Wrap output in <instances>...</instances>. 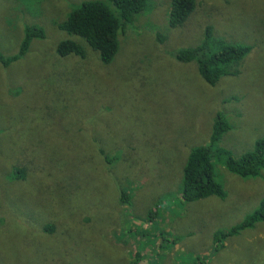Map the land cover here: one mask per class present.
Segmentation results:
<instances>
[{
    "label": "rangeland",
    "instance_id": "rangeland-1",
    "mask_svg": "<svg viewBox=\"0 0 264 264\" xmlns=\"http://www.w3.org/2000/svg\"><path fill=\"white\" fill-rule=\"evenodd\" d=\"M85 1L0 0L4 57L29 25L46 31L0 63V264H130L139 254V264H264V222L218 250L214 241L264 200V169L243 178L223 154L264 136V0H196L178 28L172 0H148L109 64L88 46L84 59L57 53L61 40H80L58 22ZM208 27L252 47L216 85L177 58ZM218 113L232 127L212 147L226 195L186 202L183 169L191 149L211 144Z\"/></svg>",
    "mask_w": 264,
    "mask_h": 264
},
{
    "label": "trees",
    "instance_id": "trees-1",
    "mask_svg": "<svg viewBox=\"0 0 264 264\" xmlns=\"http://www.w3.org/2000/svg\"><path fill=\"white\" fill-rule=\"evenodd\" d=\"M101 0L85 1L71 12L69 17L58 22V27L69 35L78 37L61 40L57 45L59 56L66 58L76 55L82 59L87 57V46L98 53L104 64L111 63L120 49V35L128 24L141 14L147 7L148 0ZM196 8V0H172L169 24L172 28L183 26ZM43 26L29 25L25 29V37L19 52L10 57L0 53V63L9 66L24 57L34 40L45 39ZM252 49L251 46L228 44L214 35L213 27L206 29L202 44L186 48L178 52L177 58L182 62H196L203 80L209 85H216L223 76L236 75L240 71L233 69L240 63L244 55ZM231 124L221 113H218L212 128L211 144L197 146L191 149L183 169L182 198L186 202H195L208 197L217 196L224 199V189L215 177L212 147L230 131ZM104 151H102L103 153ZM227 155L225 167L230 172L243 178L255 177L264 169V136L255 142L254 149L239 157ZM17 171L24 170L20 167ZM22 180V178H17ZM264 222V200L258 209L249 215L244 222L232 227L229 231H219L214 235L215 249L230 237ZM48 232L54 227L45 226ZM141 254L133 258L130 264H139Z\"/></svg>",
    "mask_w": 264,
    "mask_h": 264
},
{
    "label": "clouds",
    "instance_id": "clouds-1",
    "mask_svg": "<svg viewBox=\"0 0 264 264\" xmlns=\"http://www.w3.org/2000/svg\"><path fill=\"white\" fill-rule=\"evenodd\" d=\"M128 26V25H127Z\"/></svg>",
    "mask_w": 264,
    "mask_h": 264
}]
</instances>
